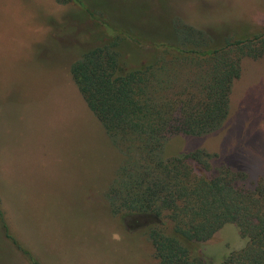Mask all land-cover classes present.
Returning a JSON list of instances; mask_svg holds the SVG:
<instances>
[{"label":"rangeland","instance_id":"obj_1","mask_svg":"<svg viewBox=\"0 0 264 264\" xmlns=\"http://www.w3.org/2000/svg\"><path fill=\"white\" fill-rule=\"evenodd\" d=\"M84 1L109 28L73 1L0 0L2 218L41 264H155L145 223L111 211L107 193L129 154L88 108L70 65L96 43L123 38L130 50V33L149 49L152 41L180 44L176 30L191 27L223 46L264 30V0ZM240 64L220 132L174 136L164 157L201 147L218 154L212 163L229 160L249 180L264 179V55L243 56ZM164 232L173 234L170 225ZM5 233L0 218V264H22ZM245 242L235 224H226L207 242L185 244L220 264Z\"/></svg>","mask_w":264,"mask_h":264},{"label":"trees","instance_id":"obj_2","mask_svg":"<svg viewBox=\"0 0 264 264\" xmlns=\"http://www.w3.org/2000/svg\"><path fill=\"white\" fill-rule=\"evenodd\" d=\"M57 1H73L102 19L84 0ZM176 35L180 44L152 41L148 49L130 33V50L123 38L96 43L70 65L88 108L111 142L129 154L107 193L111 211L145 223L155 264H209L185 242H207L226 224H235L246 242L220 264H264V179L249 180L229 160L212 163L218 154L201 147L163 156L174 136L220 132L233 83L241 76L240 60L264 55V30L226 39L223 46L191 27ZM0 218L5 235L33 264H41L9 232L1 209ZM167 225L173 234L164 232Z\"/></svg>","mask_w":264,"mask_h":264},{"label":"crops","instance_id":"obj_3","mask_svg":"<svg viewBox=\"0 0 264 264\" xmlns=\"http://www.w3.org/2000/svg\"><path fill=\"white\" fill-rule=\"evenodd\" d=\"M23 244L27 247V242H23ZM19 249V248H18ZM20 250V249H19ZM22 252V251H21ZM32 252H34V251H32ZM17 253V254H16ZM16 253H15V255L17 256V257H19L18 258V260H20V262L22 263V264H33L26 256H25V254L22 252V254L18 251V250H16ZM33 254H36L35 252L33 253ZM37 256H38V254H36ZM34 257L36 258V259H38L39 261H41V262H43L42 261V259H40V258H38V257H36L35 255H34ZM17 260V261H18ZM44 263V262H43Z\"/></svg>","mask_w":264,"mask_h":264}]
</instances>
